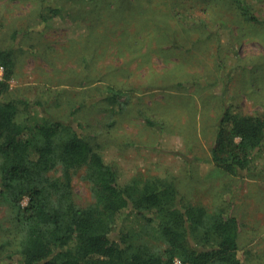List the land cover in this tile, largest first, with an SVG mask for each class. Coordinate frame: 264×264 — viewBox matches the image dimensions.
Instances as JSON below:
<instances>
[{"label": "rangeland", "instance_id": "rangeland-1", "mask_svg": "<svg viewBox=\"0 0 264 264\" xmlns=\"http://www.w3.org/2000/svg\"><path fill=\"white\" fill-rule=\"evenodd\" d=\"M0 49L15 60L8 98L72 113L121 184L160 177L188 202L224 207L242 263L264 264V143L252 176L210 156L225 106L264 114V0H0ZM81 175L84 207L94 200ZM10 217L0 201V246Z\"/></svg>", "mask_w": 264, "mask_h": 264}, {"label": "trees", "instance_id": "trees-1", "mask_svg": "<svg viewBox=\"0 0 264 264\" xmlns=\"http://www.w3.org/2000/svg\"><path fill=\"white\" fill-rule=\"evenodd\" d=\"M0 67V201L13 226L0 246V264H243L239 223L224 207L188 202L173 181L160 177L121 184L72 113L60 120L40 102L7 97L12 50L0 49ZM263 143L264 114L225 106L211 162L227 175L252 176ZM80 172L94 200L84 207L73 190ZM8 242L14 252L3 258Z\"/></svg>", "mask_w": 264, "mask_h": 264}, {"label": "built area", "instance_id": "built-area-1", "mask_svg": "<svg viewBox=\"0 0 264 264\" xmlns=\"http://www.w3.org/2000/svg\"><path fill=\"white\" fill-rule=\"evenodd\" d=\"M0 72H2V68L0 67ZM174 264H180L179 260H175Z\"/></svg>", "mask_w": 264, "mask_h": 264}]
</instances>
